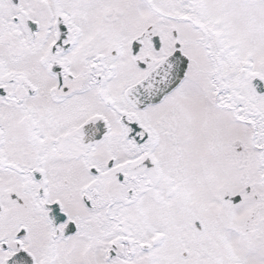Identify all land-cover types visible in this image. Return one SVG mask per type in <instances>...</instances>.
<instances>
[{"label": "snow or ice", "instance_id": "1", "mask_svg": "<svg viewBox=\"0 0 264 264\" xmlns=\"http://www.w3.org/2000/svg\"><path fill=\"white\" fill-rule=\"evenodd\" d=\"M0 264H264V0H0Z\"/></svg>", "mask_w": 264, "mask_h": 264}]
</instances>
